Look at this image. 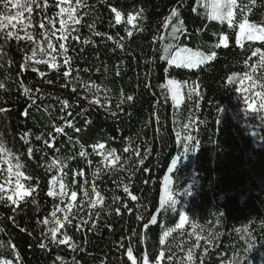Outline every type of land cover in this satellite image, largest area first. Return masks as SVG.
I'll use <instances>...</instances> for the list:
<instances>
[{
	"label": "trees",
	"instance_id": "16d2710c",
	"mask_svg": "<svg viewBox=\"0 0 264 264\" xmlns=\"http://www.w3.org/2000/svg\"><path fill=\"white\" fill-rule=\"evenodd\" d=\"M48 2L50 7L46 13L33 6V25L28 29L44 47L47 41L39 28L43 16L55 19L59 29V18L54 15L59 10L55 7L56 0ZM86 3L88 7L80 9V15L84 12L89 15L83 16L78 25L69 24L76 31L68 40L60 41L59 33L52 40L57 52L61 51L60 42L69 48L67 55L72 57L73 71L67 79L63 75L67 70L63 55L53 53L59 66L57 71L47 64H36L35 60L25 61L34 46L31 42L18 43L11 38L3 48L7 55L0 60V83L5 85L0 89V108L7 111L0 112V142L20 155L24 170L33 177L28 184L36 187V191L15 205L0 203V244L3 245L0 256L12 259L13 264H131L127 259V247L131 244L134 256L138 257L137 264H143V254L148 255L150 264H156L162 248L171 245L175 254L172 264H179L181 259L188 264L189 249L194 253L193 264H264V119L259 128L260 145H256L248 125L233 115L241 89L239 78L246 72L251 73L259 59L251 57V53L255 47L264 50V43L246 42L241 49L235 45L236 30L229 29L227 23L221 25L208 20L205 9L194 5L192 0H187L186 6L180 0H86ZM238 4L252 8L248 14L251 22L264 24V0H256L255 7L249 0H238ZM110 6L122 12L124 19L120 25L115 24ZM177 6L181 7L180 19L187 29L178 43L207 55L217 53L213 61L199 68L177 69L159 59L166 44L177 43L171 37L177 19L173 18L167 29L163 27L164 19ZM193 6L197 7L196 12L191 11ZM11 8L9 5L8 11L12 13ZM141 9L145 19L135 23L144 31L137 32L132 25H127L126 19L129 13ZM3 11L0 4V12ZM237 12L236 19L240 20L245 13L239 9ZM93 23L95 29L90 30L88 25ZM126 28L132 30L131 37ZM93 31L106 35L94 36ZM222 34L229 36V46L216 48ZM20 35H24L23 30ZM72 36L80 39L73 40ZM86 39L87 44L83 43ZM117 43L124 47H117ZM0 44H4L2 39ZM21 64L26 67L22 69ZM33 67L37 71H32ZM40 72L45 76L41 77ZM233 73L237 78L229 83ZM262 73L264 69L254 76ZM167 79H177L189 86L197 84L199 96L193 94L189 98L188 87H182L184 100L176 106L170 93L162 92L159 87ZM93 82L99 86V93L95 87L92 92L85 89V84ZM21 84L31 89V98L23 94ZM73 87L76 92L72 91ZM255 91L261 89L257 87ZM128 95L134 100L127 101ZM94 97L108 107L90 104ZM122 98L124 103L117 109L115 106ZM63 99H68L71 105L64 111L61 110ZM112 111L117 113L115 117ZM67 120L74 127H68ZM89 120L91 123H86ZM53 125L64 127L66 133L56 135L54 148L45 146L43 139L35 141L36 135L47 138L53 132ZM74 128L81 131L76 132ZM26 132L31 133L28 145L21 140ZM188 136L192 140L186 139ZM99 143H104L105 149L93 150L92 146ZM80 144L84 145L87 157L79 156ZM29 146L34 149L31 157L27 154ZM126 147L128 152L124 151ZM111 149H116L115 155L121 159L108 165L103 155ZM57 157L67 167L49 171L47 166ZM141 159L143 164L139 163ZM173 159L177 160L175 167ZM53 175L60 178L55 186L50 184ZM60 181L65 184L68 195L63 199L59 194L49 197L50 187L59 193ZM190 182V208L198 227L193 230L191 224L186 225L166 238L162 246L159 240L163 231L178 223L180 211H172L167 205L162 209L160 198L180 194ZM93 184L105 196L107 205V211H102L100 217L95 212L101 206L90 208L88 198L83 195L85 190L93 195ZM124 185L138 197L137 201L123 192ZM72 191L77 192L69 212L72 224L65 222L57 234L60 239L61 233L67 232L72 240L57 246L41 234L52 226L50 213L54 206L66 208ZM114 196L120 200L113 203ZM33 199L36 204L32 203ZM117 207L119 215L115 213ZM138 214L143 215L142 220L137 219ZM153 215L157 216L154 225L149 223ZM63 216L64 213L57 212L58 218ZM45 218L49 219V225L38 223ZM85 220L86 225L82 224ZM193 231L201 239L197 241ZM41 242L47 247L41 248ZM71 243L78 245L76 250L69 247ZM197 244L198 247H193ZM12 245L19 252V260L15 259ZM57 256L61 259L57 260ZM162 264H168L167 259Z\"/></svg>",
	"mask_w": 264,
	"mask_h": 264
},
{
	"label": "snow or ice",
	"instance_id": "6c2138e0",
	"mask_svg": "<svg viewBox=\"0 0 264 264\" xmlns=\"http://www.w3.org/2000/svg\"><path fill=\"white\" fill-rule=\"evenodd\" d=\"M194 5H198L205 9L206 16L208 20L217 21L221 25L227 23V26L229 29H235V45L243 49L245 47L246 42H256L260 41L264 43V24H257L255 22H251L249 20L248 14L251 13L252 8L248 7V5H244L241 7L238 4V0H192ZM249 3L252 5V7L256 6V0H249ZM0 4L3 5V12H0V39L4 41V44H0V60L3 59L4 56L7 55V53L3 52V48L5 44H7L8 40L11 38H15V40L19 43L20 41L25 42H31L34 46L31 50V55L25 56V61L29 60H35L36 64H48L49 61L45 59H35L37 56V53L43 57V56H49L51 57V60L53 61L49 66L52 68H56L57 71H59V66L55 64L56 55H53V53H56L58 55L64 56V65L67 66V70L64 71L63 75L65 79H67L70 75V73L73 71L72 68V57L68 56L67 53L69 51V48L66 47V44L64 42H60L58 44L59 52H57V48L52 43L53 38H57V33H59L58 39L60 41H67L69 36L72 32H75L76 29L69 28V24L72 25H78L83 18V16L89 15L88 12H84L83 16L80 15V9L88 7L86 0H56L55 7H57L59 10L58 12L54 13L55 17H58V23H59V29L56 28L57 21L46 14L43 16V18L39 22V28L41 31V36L46 43V47L41 45V41L37 40L33 32L29 31L28 29L33 25V6H35L37 9H41L45 13L47 12V9L50 7L48 0H42V4L40 0H0ZM180 4L186 6L187 0H180ZM9 5L13 9H18L16 11L15 16L12 15L9 9ZM237 9H239L240 12L245 13L243 17L240 20L236 19V16L238 15ZM110 10L112 13L115 14V24L120 25L124 19L123 14L120 10H118L116 7L110 6ZM192 12L197 11V7L193 6L191 8ZM27 13V16H24V14ZM181 14V7H173L170 11V15L164 19L163 27L167 29L169 27L170 22L173 20V18L177 19V24L172 27L171 29V37L174 41L177 43H168L163 47V55L159 56L160 60L167 61L168 65L175 66V68H187V69H193V68H199L201 65L206 64L209 61H213L217 53L215 51L211 52L209 55H205L201 51H194L191 47L187 46H179V40L181 35L187 34V29L184 27V21L180 19ZM18 18H22V22L18 21L17 23H13V21H17ZM145 19L143 16V9L140 11H137L135 13H129L127 15L126 23L127 25H132L133 28L137 32H143V27H138L136 25L137 20H143ZM90 30L95 29V23L88 25ZM20 30H23L24 35H20ZM127 32V35L129 37L132 36L133 32L130 29H125ZM94 36H104L105 33H101L99 31H93ZM73 40H79V36H72ZM164 36H160V40H164ZM109 40H113L112 36H108ZM229 36L226 34H222L219 37V42L215 45L216 48H219L221 46L227 48L229 46ZM83 43L87 44L89 43V40H84ZM117 47L123 48L124 45L117 43ZM251 57H259L257 63L252 66L251 73L246 72L242 77H240V84L243 91H247L249 93L254 92L253 95H249L245 98V103L249 109L252 110L253 113L257 111V107L259 110L264 111V73L260 76H254V74L258 70L264 69V50H262L260 47H255L254 50L251 53ZM251 57L249 59H251ZM26 67V64H21V68L24 69ZM32 71H37L35 67L32 68ZM87 71V69H85ZM39 75L41 77L45 76V73L40 72ZM117 75H119V72H117ZM237 78V74L233 73L231 77H229V83H232ZM77 80H79V77H76ZM244 80H247L249 83L247 86L244 85ZM48 83H52V81H47ZM21 87L23 88V94L25 96L30 97L31 89L29 87H25L23 84H21ZM63 87V86H62ZM85 88H87L89 91H91L92 87H95L96 92H100L99 86H96L94 82L91 85L85 84ZM147 87V85H146ZM162 92L164 90H167L168 93L171 95V100L176 106H180L183 103L184 97L181 94V88L182 87H188V96L191 98L193 94H196L199 96V92L197 91L198 85L193 84L192 86L187 85V83H182L181 81L177 79H167L166 84L159 85ZM259 87L261 91H255V89ZM5 88V85L3 83H0V89ZM36 91H40V89H37ZM73 92H76V88H72ZM127 101H133L134 97L132 95H128L126 97ZM253 101H255V106L253 104ZM35 103V101H33ZM90 104H97L104 107H108V105L102 104L101 100L97 97L93 100L89 101ZM124 103V99L122 98L120 100V103L116 104V108L120 109L121 105ZM62 108L61 110L64 111L65 109H68L71 107L70 101L68 99H63L61 101ZM7 109L0 108V112H5ZM27 115V112L24 113ZM111 115L115 117L117 113L115 111L111 112ZM68 116H71V112H68ZM63 120L64 118L61 117ZM264 119V117H262ZM68 127H74L71 120H67L65 122ZM86 123H91V121H86ZM76 132H80V128H74ZM66 135L64 127L53 125V132L48 134L47 138H44L42 135H36L35 141H41L43 139V143L45 146L49 148H54L55 144L54 141L56 139V135ZM31 133L26 132L23 136H21V140L24 142V144L28 145L30 143L29 137ZM72 138L69 137V140ZM188 140H192L191 136L186 137ZM79 143V141H77ZM93 150L96 148H99L101 150L105 149L106 145L104 143H99L98 145H93ZM80 157H87L88 153L84 150V145L80 144ZM57 152H59V149H56ZM125 152L129 151V148L126 147L124 149ZM34 152V149L29 146L27 148V154L29 157L32 156ZM116 149H111L108 151L107 155H105L104 159L108 160V157H112V163L116 164L120 161L121 157L119 155H115ZM188 152V147L185 146V154ZM139 154L138 152L136 153ZM89 164H91V161H88ZM140 164H143L144 161L141 159L139 161ZM177 163L176 159H173L172 166L175 167ZM49 171H52L54 168H59L60 170H63L67 167L66 164H64L58 157L54 158L51 163L47 166ZM25 165L20 160V155L18 153H13L9 149H7L4 146L3 142H0V203L5 204H17L18 200H24L25 198L32 196V194L36 191V187H32L28 182H30L33 177L27 173L25 170ZM123 168V165H120V169ZM99 171V169H97ZM171 171V169H170ZM58 180L60 178L56 175L52 176V179L50 181V184L52 186H55L58 183ZM168 178H165V182L167 184ZM122 183V182H121ZM27 185V186H26ZM123 192L126 193L132 201H137L138 197L136 195H133L129 186L124 185L123 186ZM167 192V189H166ZM91 193L92 196L89 195V192L87 190L84 191L83 195L88 198V203L90 205V208H96L97 205H100L101 208L99 211L95 212L96 217L101 216L102 211H107V205L105 204V196L102 194V192L98 189V187L93 184L91 187ZM63 199L65 196L68 195V193L65 190V184L60 181L59 182V193L55 192L52 187H50L49 191L47 192V195L49 197H54L58 195ZM186 194H190L188 190H186ZM70 201L67 204L66 208H61L59 205L54 206V210L50 213V216L52 218V226L47 227L46 231L42 233V236H45L50 239L51 243L54 245H65L68 244L69 241L72 240V237L67 234V232L61 233L62 238L58 239L57 234L61 232V229L65 227V222H67L68 225L72 224V219L69 218V212L73 208L72 201H75L77 198V192L72 191L70 193ZM119 196H114L112 198L113 203L116 201H119ZM33 204H36L37 201L35 199L32 200ZM83 203V202H82ZM176 200H174L171 196V194H168L166 196H161L160 198V207L163 209L165 205L171 207L172 211H176ZM124 207L127 208L128 205L124 204ZM131 211V209H129ZM57 212L64 213L63 219H60L57 217ZM115 213L117 215L120 214V208H115ZM111 215V213H109ZM73 218H75L73 216ZM138 220L143 219L142 214L137 215ZM189 217L181 211L179 213V220L178 223L175 224L174 227H168L166 230L163 231L162 236L160 237L159 243L160 245L164 246L166 244V238L171 236L173 233L177 232V230H183L185 228V225L188 221ZM49 219L45 218L43 221H38V223H42L43 225L47 226L49 225ZM88 221H82V224H87ZM151 224L157 223V216L153 215L151 217V220L149 221ZM193 230L197 229V225L195 223L190 225ZM79 227V226H78ZM95 223L92 224V228H95ZM148 225L145 224V228H147ZM23 230V229H22ZM246 230V229H245ZM237 231H240V229H237ZM134 236L136 235L135 231L132 233ZM192 235L196 236L197 241L201 239L200 236L196 235V232L193 231ZM142 239V238H141ZM0 247H3L2 244H0ZM41 248H46L47 245L43 242L40 243ZM69 247L72 248V250H76L78 247L77 244L71 243L69 244ZM171 245H167L166 248H162V250L159 252V254L156 257V264H162V261L167 259L168 264H172V261L174 259V253L171 251ZM193 247H198L197 245H193ZM12 251L15 253V259L19 260V252L15 249V245L11 246ZM57 260H60L61 257L57 256ZM127 259L131 261V264H137L138 257L134 256V248L131 244L127 247ZM186 260L188 264H193L194 260V253L191 249L187 252ZM142 261L143 264H149V257L147 254L142 255ZM0 264H13L12 259L5 258L3 256H0ZM179 264H185V261L181 259L179 261Z\"/></svg>",
	"mask_w": 264,
	"mask_h": 264
},
{
	"label": "rangeland",
	"instance_id": "374dc122",
	"mask_svg": "<svg viewBox=\"0 0 264 264\" xmlns=\"http://www.w3.org/2000/svg\"><path fill=\"white\" fill-rule=\"evenodd\" d=\"M11 11H12V15L15 16V13H16V11H18V9L11 8ZM18 21L22 22V18H18L17 22ZM179 46L183 47L184 45L179 44ZM205 55H207V54H205ZM38 56H39L38 59L48 60L49 61V63L47 64L48 66L53 62L51 60V57H49V56H43L42 57L40 54H38ZM244 85L247 86L248 84L246 82H244ZM85 89L88 92L93 91V89H91V91H89L87 88H85ZM249 95L254 96L253 93L243 91L242 88L240 89L238 96H237V99L235 100L233 115L236 119H242L248 125V127L251 131V135H252L256 145H260L259 128H260V123L263 121V119H262L263 112L261 110H259V108L257 107V111L255 113H253L252 110L247 107V105L245 103V98L248 97ZM94 98H97V97H94ZM253 104L255 106V101H253ZM104 157H105V155H103V158ZM106 161L108 162V165L112 164V161L110 160L109 157H108V160H106ZM186 190H188L190 192V194H186ZM191 192H192V182H190L188 184V186L180 194L171 195L172 198L174 200H176V202H177L176 203V210H179L180 212L183 211L189 217L186 225L195 223V220L193 218L191 208H190ZM231 264H233V263H231Z\"/></svg>",
	"mask_w": 264,
	"mask_h": 264
}]
</instances>
